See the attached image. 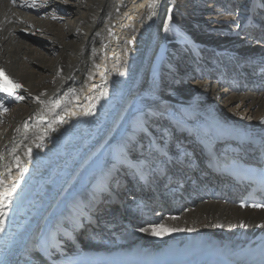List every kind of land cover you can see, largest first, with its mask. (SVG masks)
Listing matches in <instances>:
<instances>
[{"label": "bare ground", "instance_id": "obj_1", "mask_svg": "<svg viewBox=\"0 0 264 264\" xmlns=\"http://www.w3.org/2000/svg\"><path fill=\"white\" fill-rule=\"evenodd\" d=\"M259 10L264 0H0V86H22L0 91V206L16 185L0 264H264L263 209L185 205L169 187L104 221L91 210L174 144L190 160L232 131L264 136V83L228 71L264 62L249 27ZM238 81L247 88L226 89Z\"/></svg>", "mask_w": 264, "mask_h": 264}, {"label": "snow or ice", "instance_id": "obj_2", "mask_svg": "<svg viewBox=\"0 0 264 264\" xmlns=\"http://www.w3.org/2000/svg\"><path fill=\"white\" fill-rule=\"evenodd\" d=\"M12 2L16 3V0H12ZM64 2L68 3L69 0H64ZM154 2H155V0H154ZM23 6L24 7H35L36 5L25 3ZM53 18L55 19V16ZM169 19H171V18L169 17ZM165 30L167 31V29H165ZM0 76H3L2 72H0ZM3 79H4V84L2 86H0V91L6 92L10 95H14V89L22 87L19 84L11 83L6 76H4ZM19 98L23 99V97H19ZM37 101L42 103V101H40L39 98H37ZM0 109H2L5 112L8 111V109L3 107V105H0ZM92 114L93 113L91 111V108L85 109L82 112V115H92ZM60 123H63V121H60ZM51 130L56 131V128L53 127ZM40 146H41L40 144H37V147H40ZM28 155L29 156L31 155V149H29ZM16 163H17V165L19 164V159H17ZM25 171H26V169H25ZM2 184H3V181H0V185H2ZM15 188H16V185L12 184L10 187H8L6 189L5 195L3 196V206H0V231H3V227H2L3 211L7 207V205L10 203V197H11L12 193L15 192ZM241 207H244V205H241ZM254 207H260V205H254ZM153 234H156L155 230L153 231Z\"/></svg>", "mask_w": 264, "mask_h": 264}, {"label": "rangeland", "instance_id": "obj_3", "mask_svg": "<svg viewBox=\"0 0 264 264\" xmlns=\"http://www.w3.org/2000/svg\"><path fill=\"white\" fill-rule=\"evenodd\" d=\"M230 8H231V10H234L235 7H234V6L232 7V6L230 5ZM164 57H165V56H162V58L159 57V58L149 59V62H152V63L154 62V63H156V61L159 62L160 59H163ZM151 60H152V61H151ZM218 103H219V106H220V104H222V101H221L220 99H218ZM222 105H223V104H222ZM85 229L87 230V227H86ZM41 238H43L42 235L39 236V239H41ZM41 243H43V241H42ZM32 244H34V243L32 242L30 245H32ZM30 245H29V246H30ZM34 245H35V244H34ZM36 245H37V244H36Z\"/></svg>", "mask_w": 264, "mask_h": 264}]
</instances>
